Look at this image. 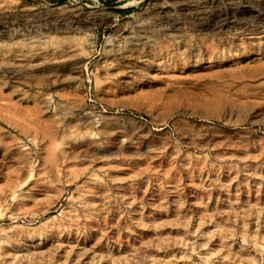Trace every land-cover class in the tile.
<instances>
[{"label": "rangeland", "instance_id": "374dc122", "mask_svg": "<svg viewBox=\"0 0 264 264\" xmlns=\"http://www.w3.org/2000/svg\"><path fill=\"white\" fill-rule=\"evenodd\" d=\"M0 264H264V0H0Z\"/></svg>", "mask_w": 264, "mask_h": 264}, {"label": "bare ground", "instance_id": "6f19581e", "mask_svg": "<svg viewBox=\"0 0 264 264\" xmlns=\"http://www.w3.org/2000/svg\"><path fill=\"white\" fill-rule=\"evenodd\" d=\"M237 133H239V132H237Z\"/></svg>", "mask_w": 264, "mask_h": 264}]
</instances>
